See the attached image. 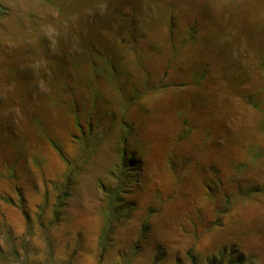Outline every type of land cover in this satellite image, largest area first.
<instances>
[{
    "label": "rangeland",
    "instance_id": "obj_1",
    "mask_svg": "<svg viewBox=\"0 0 264 264\" xmlns=\"http://www.w3.org/2000/svg\"><path fill=\"white\" fill-rule=\"evenodd\" d=\"M218 262L264 264V0H0V264Z\"/></svg>",
    "mask_w": 264,
    "mask_h": 264
},
{
    "label": "trees",
    "instance_id": "obj_2",
    "mask_svg": "<svg viewBox=\"0 0 264 264\" xmlns=\"http://www.w3.org/2000/svg\"><path fill=\"white\" fill-rule=\"evenodd\" d=\"M130 23H131V21H130ZM135 24H136V22H135ZM116 52H117V50L114 47L113 48H107L106 49V54L108 56H110V57L111 56L112 57H115L116 56ZM116 63H117V61L112 60V58L108 59V64H110L113 69H115V66L114 65ZM115 74H116V72H115ZM125 142H126V138H124V140H123L124 147H123V151H122L121 157L123 159V164H127L128 165L129 162H135L136 159H135L134 156H131V155L127 156V147H126V143ZM9 171H10V175L12 177H15L16 167L15 166L11 167ZM252 191H258V189H252ZM117 214H118L117 211H113L112 214L109 215V219H108L107 224L103 227L100 235L98 236V243H99L100 247L103 249V253H104V254H102V256L105 255V252H106V243H107L106 241L108 240L109 235L111 233V230L113 228L112 227V222H115L116 221L115 218H116ZM27 219H29V218H27ZM44 238L47 239V235L44 236ZM15 245L16 246H20V243H15ZM239 261L242 262L243 261V258L239 259ZM217 264H220V263L218 262Z\"/></svg>",
    "mask_w": 264,
    "mask_h": 264
}]
</instances>
